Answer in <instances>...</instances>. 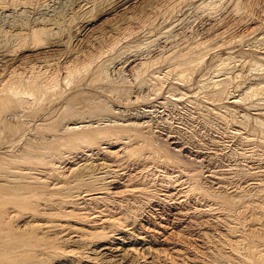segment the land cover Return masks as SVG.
<instances>
[{"label":"rangeland","instance_id":"1","mask_svg":"<svg viewBox=\"0 0 264 264\" xmlns=\"http://www.w3.org/2000/svg\"><path fill=\"white\" fill-rule=\"evenodd\" d=\"M3 86L0 264L264 259V0H0Z\"/></svg>","mask_w":264,"mask_h":264},{"label":"bare ground","instance_id":"2","mask_svg":"<svg viewBox=\"0 0 264 264\" xmlns=\"http://www.w3.org/2000/svg\"><path fill=\"white\" fill-rule=\"evenodd\" d=\"M183 57V56H182ZM185 58H183L181 61H185L184 60ZM191 60V59H190ZM192 60H193V58H192ZM191 60V61H192ZM186 61H188V60H186ZM189 62V61H188ZM193 63H194V61H193ZM177 65V64H176ZM148 66V65H147ZM183 68V71H186V70H188L189 68H188V66H187V63L185 62V63H180L179 64V66H177L176 68ZM74 68V67H73ZM77 69V68H76ZM68 70V69H67ZM46 71V70H45ZM71 71H72V69H71ZM71 71H69V73L71 72ZM78 71V70H77ZM141 71H142V69H141ZM73 72H75V71H73ZM181 72V71H180ZM171 73V72H170ZM39 74H41V73H39ZM43 74V73H42ZM49 74V73H48ZM181 74H182V72H181ZM180 74V75H181ZM171 75V74H170ZM178 75V74H177ZM37 76V75H36ZM39 76V75H38ZM47 76V75H46ZM175 76V75H174ZM22 77V76H21ZM41 77V76H40ZM67 77H70L69 75L67 76ZM10 79H11V77H10ZM66 79V78H65ZM65 79H64V81H65ZM182 79V78H181ZM32 80H34V79H32ZM150 80V79H149ZM8 81H10V80H8ZM30 81V80H29ZM183 82V81H182ZM26 83V82H25ZM53 83V82H52ZM149 83V82H148ZM38 84V83H37ZM55 84V83H54ZM4 85V84H3ZM40 86V85H39ZM45 86V85H44ZM44 88V87H43ZM54 88V87H53ZM27 89V88H26ZM28 89L31 91V92H33V91H36V93H37V91L38 90H36V88L34 87V85H28ZM42 89V88H41ZM51 90V89H50ZM48 91V90H47ZM1 93L2 92H4V94H5V98H7L8 99V97H14V96H16L17 94H16V92H15V90L12 88V86H3V88L1 89V91H0ZM27 94H29V93H27ZM44 94V93H43ZM211 94V93H210ZM35 95H37V94H35ZM7 96V97H6ZM42 96V95H41ZM11 100V99H10ZM9 100V101H10ZM13 100V99H12ZM11 100V101H12ZM7 103V102H6ZM120 132V131H119ZM118 133V132H117ZM98 134V133H97ZM96 134V135H97ZM102 134H107V132H105V133H101V135ZM111 134V133H110ZM109 134V135H110ZM100 135V136H101ZM129 135V134H128ZM116 136V135H115ZM130 136V135H129ZM91 137H93V136H91ZM82 138H84V137H82ZM96 138H97V136H96ZM100 138V137H99ZM111 138H112V136H111ZM93 139V138H92ZM109 139H110V137H109ZM114 139V138H113ZM126 139V138H125ZM84 140V139H83ZM98 141H101V140H98ZM143 143V142H142ZM27 146V145H26ZM28 147H30V146H28ZM32 147H34V146H32ZM42 147V146H41ZM47 147V146H46ZM27 148V147H26ZM35 148V147H34ZM37 148V147H36ZM48 148V147H47ZM38 149H41L39 146H38ZM42 149H43V147H42ZM34 150V149H33ZM36 150V149H35ZM30 154V153H29ZM31 158L32 157H35V156H37V155H29ZM163 156V155H162ZM28 159V158H27ZM28 163V162H27ZM12 165V164H11ZM259 264H264V259L263 258H261V259H259V262H258Z\"/></svg>","mask_w":264,"mask_h":264}]
</instances>
